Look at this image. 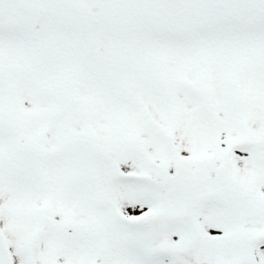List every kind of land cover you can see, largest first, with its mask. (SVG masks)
I'll return each mask as SVG.
<instances>
[{"label":"snow or ice","instance_id":"snow-or-ice-1","mask_svg":"<svg viewBox=\"0 0 264 264\" xmlns=\"http://www.w3.org/2000/svg\"><path fill=\"white\" fill-rule=\"evenodd\" d=\"M0 264H264V0H0Z\"/></svg>","mask_w":264,"mask_h":264}]
</instances>
